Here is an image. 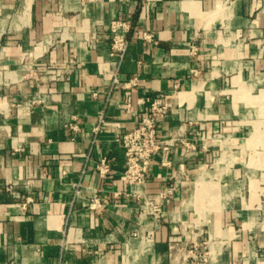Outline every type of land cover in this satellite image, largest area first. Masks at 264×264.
Wrapping results in <instances>:
<instances>
[{
	"label": "crops",
	"instance_id": "obj_1",
	"mask_svg": "<svg viewBox=\"0 0 264 264\" xmlns=\"http://www.w3.org/2000/svg\"><path fill=\"white\" fill-rule=\"evenodd\" d=\"M159 94L172 145L131 186L117 138ZM0 264H264V0H0Z\"/></svg>",
	"mask_w": 264,
	"mask_h": 264
},
{
	"label": "built area",
	"instance_id": "obj_2",
	"mask_svg": "<svg viewBox=\"0 0 264 264\" xmlns=\"http://www.w3.org/2000/svg\"><path fill=\"white\" fill-rule=\"evenodd\" d=\"M110 31L112 33L111 55L119 58V61L115 66L116 74L113 79L114 83H118L119 64L123 61L129 45L127 36L129 24L122 20H114L110 24ZM144 38L151 39L152 35L144 34ZM97 41L98 38L95 35L90 42V46L95 45ZM75 69L76 61L71 60L64 68L49 70L47 74L51 77V79H58L64 77L65 75L72 74ZM137 81L138 78H134L130 80L129 85L136 84ZM147 101L150 104L148 114L142 117L132 130L117 138L124 149L126 165L125 178L127 183L131 186L145 184L149 178V171L153 157L158 152L168 150L172 145L171 141L160 138L157 133L158 123L173 109V102L170 96L159 94L153 98H147ZM42 102H44V97L37 96L32 100H29L28 103L29 105H34ZM105 122V114L101 113L98 124L94 129L95 133L100 131ZM184 144L187 149H195V147L189 142H185ZM96 170L100 177L106 178L111 173V165L108 158H101L96 165ZM180 181V178L176 177L175 182L172 186H170L168 192L162 193V197H165L167 194H171L175 191L178 188ZM79 187L80 183H77L75 191L76 196L80 194ZM101 205L102 202L99 198H94L89 204V206L94 209L99 208ZM143 206L144 211H149L150 214L153 215L155 225H158L161 211L160 205L145 198Z\"/></svg>",
	"mask_w": 264,
	"mask_h": 264
}]
</instances>
